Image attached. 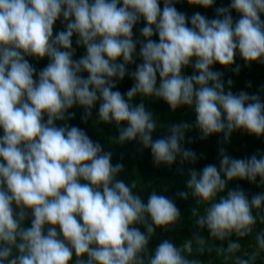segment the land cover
Instances as JSON below:
<instances>
[{
  "label": "clouds",
  "instance_id": "clouds-1",
  "mask_svg": "<svg viewBox=\"0 0 264 264\" xmlns=\"http://www.w3.org/2000/svg\"><path fill=\"white\" fill-rule=\"evenodd\" d=\"M181 2L0 0V264H203L188 256L194 244L205 252L204 229L212 240L228 241L226 249L217 247L225 259L257 264L264 229L246 258L235 254L239 239L251 236L257 222L264 225V191L249 196L240 185H228L246 180L264 188V151L234 158L224 145L234 132L264 137V85L233 92L234 81L213 66L239 74L237 56L243 67L264 65V0H230L211 19L179 11ZM215 2L187 0L204 9ZM58 20L64 27L54 35ZM141 21L140 38H134ZM74 36L86 50L79 59ZM45 57L40 70L28 59ZM126 76L134 83L122 93L118 84ZM146 99L163 101L173 112L186 106L195 122L170 123L153 139L161 125ZM97 104L94 122L118 130L112 142L138 141L156 167L205 158L184 147L187 132L196 130L200 140L222 134L219 166L189 168L187 190L175 193L194 199L198 229L180 246L161 239L149 247L157 229L168 232L181 220L175 198L154 189L145 201L136 179L120 178L125 166L113 163V152L69 123L75 107L88 123Z\"/></svg>",
  "mask_w": 264,
  "mask_h": 264
},
{
  "label": "trees",
  "instance_id": "trees-1",
  "mask_svg": "<svg viewBox=\"0 0 264 264\" xmlns=\"http://www.w3.org/2000/svg\"><path fill=\"white\" fill-rule=\"evenodd\" d=\"M230 0H216L212 8L204 9L198 6H191L187 3V0L176 5L177 9L181 12L187 13L191 16L194 12H200L206 15L210 19L215 15V8L221 6L222 4L227 6ZM163 4L161 3V8ZM234 19L237 18V13L233 11L232 13ZM264 19V16H262ZM144 26V22L141 21L134 27V38L139 37V29ZM64 25L61 21H57L54 25V35L56 32L63 30ZM153 39L158 40V37L154 36ZM76 37H73V47L76 49L74 59H79L85 53L83 47H78L75 43ZM137 51H139V46H137ZM29 62L37 69L40 70L44 68L48 63V58L37 61L33 58H28ZM236 64L241 65V71L239 74H235L231 70H226L222 68L219 64L213 66L214 70L224 71L225 81L230 77L234 81L232 87L233 92H238L240 90L248 91L250 93L257 92L261 85H264V65L252 64L250 68L243 67L244 62L239 56L235 58ZM141 60L137 58L136 63H140ZM235 67V65H233ZM135 65L129 66V71H133ZM193 69L191 67L184 69L186 75H190ZM82 75H87L83 73ZM251 81L252 87L248 88L246 82ZM134 83L129 77H125L123 81L118 84V89L124 93L126 92ZM140 97H136L133 103H139ZM146 107L153 111L158 124L156 132L153 133V139L160 137L165 134L166 126L173 122L187 121L189 123L195 122V113L188 107L178 108L173 112L169 106L163 101L155 99H146ZM99 104L93 109L92 118L88 123H82L81 115L83 109L75 107L70 111L76 113L75 118L70 120L71 125H76L85 131L93 140H98L105 148L106 151L111 150L113 152V163L121 162L125 166L124 172L120 175L125 182L130 183L132 179L137 180V189L141 196L145 199L152 190H156L160 194H164L168 197H174L175 203L180 210L181 220L177 225L173 226L170 231L163 232L160 229L156 230V234L150 241L149 247L154 248L161 239H171L177 246L183 244V242L191 238L194 232L198 229L194 225V217L191 215V209L195 206L194 199L189 196L188 200H182L175 197L177 191H185L186 184L185 181L188 178L187 170L189 168L195 167L197 170L202 169L206 164H216L219 166L218 161V148L221 146L218 141L222 138V134H214L208 137L206 140H200L196 130H192L186 133V141L184 143L185 148L194 150L198 155L203 154L204 159L198 160L194 165L188 162L181 163L178 158L177 161L169 168L166 165H161L156 167L153 163L151 157L150 149H142V145L138 141L126 142L123 145L115 144L112 142L111 138L118 135V130L114 124H104L102 122L95 123L94 121L98 116ZM162 125L164 127H162ZM126 126V125H125ZM2 130H0V135H2ZM191 142H188V141ZM227 152L234 158H243L244 156L250 155L257 149L264 151V137L257 138L255 136L248 135L243 132H234L230 138V143L224 145ZM142 149V150H141ZM122 156V159H121ZM259 179V178H258ZM236 185H240L246 193L251 196L252 194L264 191V188H259L256 185L250 184L246 180H234L229 182L228 187L234 188ZM201 206V212H202ZM25 227H30V220L26 219L24 223ZM264 229V225L257 222L256 228L251 236L239 239L235 236L231 237L232 240L239 239L242 246L241 251L235 255L245 257L247 254L255 250V234L256 232ZM144 231L143 228H141ZM201 235L208 242L204 253H199L196 250V246H193V253L188 256L189 259H199L203 264H233L232 259H225L224 254L218 253L217 247L227 248L228 241H218L212 240L209 237L207 229L199 230ZM211 247L212 250L209 252L207 248ZM188 255V254H185ZM257 264H264V252H261Z\"/></svg>",
  "mask_w": 264,
  "mask_h": 264
},
{
  "label": "rangeland",
  "instance_id": "rangeland-1",
  "mask_svg": "<svg viewBox=\"0 0 264 264\" xmlns=\"http://www.w3.org/2000/svg\"><path fill=\"white\" fill-rule=\"evenodd\" d=\"M28 220H30V216H29V219Z\"/></svg>",
  "mask_w": 264,
  "mask_h": 264
}]
</instances>
